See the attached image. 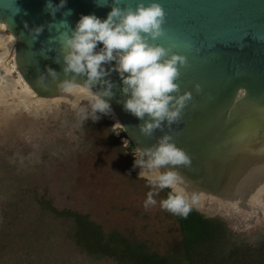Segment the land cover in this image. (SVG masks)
I'll return each instance as SVG.
<instances>
[{"label": "rangeland", "instance_id": "rangeland-1", "mask_svg": "<svg viewBox=\"0 0 264 264\" xmlns=\"http://www.w3.org/2000/svg\"><path fill=\"white\" fill-rule=\"evenodd\" d=\"M12 41L0 26V67L6 71L0 78V264H116L90 257L74 242L72 222L43 209L42 199L86 213L105 231L142 242L148 251L181 257L179 226L159 204L164 189L156 190V205L144 207L153 188L138 174L156 170L134 166L139 151L111 110L95 119L94 94L84 88L71 97L40 100L33 93L29 101L20 99L19 91L27 92ZM204 197L193 207L224 220L232 240L256 245L264 239V208L242 210Z\"/></svg>", "mask_w": 264, "mask_h": 264}, {"label": "water", "instance_id": "water-1", "mask_svg": "<svg viewBox=\"0 0 264 264\" xmlns=\"http://www.w3.org/2000/svg\"><path fill=\"white\" fill-rule=\"evenodd\" d=\"M105 2L107 5H99ZM137 2L126 0L133 8ZM156 2L166 14V36L157 42L166 46L169 39H188L199 48V52L177 49L188 57L189 67L181 69L176 82L181 92L189 90L193 94L181 121L165 126L163 131L156 130L150 138L142 135L137 126L143 121L123 108L126 95L116 71L105 77L112 82L114 95L102 98L139 152L168 133L172 142L191 157L190 167L173 169L183 180L179 187L185 195L195 199L206 195L204 199H220L242 210L264 208V0ZM47 3L15 0L17 13L12 0H0V24L14 40L13 62L19 77L40 100L71 97L79 88L98 92L101 85L89 89L86 76L63 73L60 44L50 39L59 33L49 26L66 21L74 29L83 15L103 20L111 9V0H66L54 17ZM51 3L59 5L60 0ZM38 26L43 30L33 40L35 33L31 30ZM101 47L98 44L97 51ZM114 64L104 67L108 70ZM47 68L56 71V80L48 76ZM41 74L46 77L45 86H38ZM197 83L201 85L199 93L194 88Z\"/></svg>", "mask_w": 264, "mask_h": 264}, {"label": "clouds", "instance_id": "clouds-1", "mask_svg": "<svg viewBox=\"0 0 264 264\" xmlns=\"http://www.w3.org/2000/svg\"><path fill=\"white\" fill-rule=\"evenodd\" d=\"M66 0H60L59 5H53L48 0L47 10L54 17ZM15 12H19L15 0H12ZM100 6L107 5V2ZM124 5V6H121ZM165 11L156 0H149L147 4L138 0L135 8L126 0H111V9L105 19L95 15L80 17L74 29L68 27L66 21H60L55 27L56 37L50 38L60 44L62 50V71L65 75L86 76V85H101L94 93L91 103L92 114L108 113L110 104L102 97H112L113 84L105 79L111 71H116L122 81L121 91L126 95L123 101L125 111L143 121L137 128L145 137H152L156 130L163 131L165 126L171 127L182 119L184 108L193 99L189 90L181 92L176 82L181 76V69L189 67L188 57L179 48L187 52H199V48L188 39L177 42L169 39L167 45L158 43L166 36ZM27 28V23L24 25ZM63 28V31L60 29ZM43 26L31 30L33 40L42 32ZM98 44L102 47L97 51ZM115 62L113 67L106 70L104 65ZM59 62V61H58ZM53 80L58 74L52 68L46 69ZM46 77L41 74L38 86H45ZM197 93L201 92V85L195 84ZM87 118V117H85ZM121 130L126 131L123 125ZM139 158L135 157L134 166L148 171L157 170L155 175H146L148 184L153 191L147 193L144 207L157 204L154 196L156 190L171 189L167 198L160 200L163 210L186 218L192 211L195 198L189 201L184 190L179 187L182 178L173 169L190 167L191 157L172 142V137L164 133L157 139V143L140 150ZM160 169H165L160 171Z\"/></svg>", "mask_w": 264, "mask_h": 264}, {"label": "trees", "instance_id": "trees-1", "mask_svg": "<svg viewBox=\"0 0 264 264\" xmlns=\"http://www.w3.org/2000/svg\"><path fill=\"white\" fill-rule=\"evenodd\" d=\"M123 136L126 135L123 133ZM127 138V137H126ZM133 146L132 143H130ZM169 188L163 190L167 198ZM55 217L70 220L72 238L94 259L112 258L116 264H264V239L256 245L232 240L235 235L219 217L206 216L192 207L186 218L174 215L181 233V257L148 251L142 242L133 241L118 231H105L86 213L58 209L51 200L39 201Z\"/></svg>", "mask_w": 264, "mask_h": 264}, {"label": "flooded vegetation", "instance_id": "flooded-vegetation-1", "mask_svg": "<svg viewBox=\"0 0 264 264\" xmlns=\"http://www.w3.org/2000/svg\"><path fill=\"white\" fill-rule=\"evenodd\" d=\"M5 69L3 68V66H2V68L0 67V78H2V77H5ZM9 91L10 92H12V83H10V88H9ZM19 98L20 99H23V100H27V101H29L30 100V97H29V94L27 95V94H21V96H19Z\"/></svg>", "mask_w": 264, "mask_h": 264}, {"label": "bare ground", "instance_id": "bare-ground-1", "mask_svg": "<svg viewBox=\"0 0 264 264\" xmlns=\"http://www.w3.org/2000/svg\"><path fill=\"white\" fill-rule=\"evenodd\" d=\"M0 26H3V25L0 24ZM3 27H4V26H3ZM12 39H13V38H12ZM12 42L14 43V40H13ZM19 79L21 80L20 77H19ZM21 82H23V81L21 80ZM23 85H24V87H25V89H26V92H27V93H25V94H27V95L29 94V95L34 96L33 93H31L30 89L24 84V82H23ZM21 94L23 95L24 92H23V91H19L18 97L21 96ZM34 97H35V96H34ZM185 196L187 197V195H185ZM188 197H189V196H188ZM189 198H191V197H189ZM191 199H192V198H191ZM212 199H213V200H212ZM200 200H202V199H200ZM211 200L214 201V200H217V199L211 198ZM217 201H218V200H217ZM199 204H200V203H199ZM232 205H237V204H232Z\"/></svg>", "mask_w": 264, "mask_h": 264}]
</instances>
